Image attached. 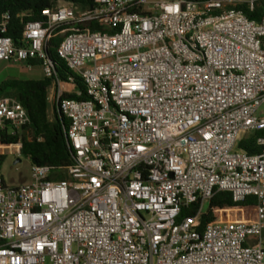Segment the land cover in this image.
<instances>
[{
    "label": "built area",
    "instance_id": "obj_1",
    "mask_svg": "<svg viewBox=\"0 0 264 264\" xmlns=\"http://www.w3.org/2000/svg\"><path fill=\"white\" fill-rule=\"evenodd\" d=\"M93 3L58 1L17 43L0 20V63L37 62L72 155L65 168L31 166L26 184H5L0 170V264H264V150L238 148L254 132L264 147V18L238 9L255 0ZM54 37L85 100L61 98L71 92L47 53ZM28 123L0 98V137ZM20 148L0 142V155ZM218 192L254 197L253 221L196 230Z\"/></svg>",
    "mask_w": 264,
    "mask_h": 264
},
{
    "label": "trees",
    "instance_id": "obj_2",
    "mask_svg": "<svg viewBox=\"0 0 264 264\" xmlns=\"http://www.w3.org/2000/svg\"><path fill=\"white\" fill-rule=\"evenodd\" d=\"M58 1L74 4L81 9L94 6L93 0H0V20L3 16L8 18L5 36L17 43L23 24L41 20L40 12L55 6ZM238 9H241L249 20L259 22L264 18V0H255L252 10L244 5ZM89 27L92 30H106L93 25ZM60 40V37L52 38L47 53L54 61L60 83L71 92L64 93L61 98L85 100V88L80 78L71 73L55 56L54 49ZM31 64L33 68L38 66L35 61ZM50 86L51 80L44 77L41 79L8 77L0 81V98H12L19 102L29 119V123L23 127L21 132L15 135L3 134L0 142L6 145L20 143L19 154L26 158L31 166H48L52 169H59L71 165L72 155L63 134L67 120L56 112L55 107H53L52 119L48 117L47 93ZM76 92L80 95L77 96ZM261 135V132L247 135L239 142L238 148L249 155L261 153L264 147L256 144V138ZM2 161L3 158L0 157V165ZM49 179L60 181L66 179V175L62 172L52 173ZM255 207L254 197L250 196L242 202L234 203L228 193L218 192L207 203V210L201 212L195 228L200 231L206 224L216 221L249 224L254 219ZM197 209L196 205L181 208L178 220L194 216Z\"/></svg>",
    "mask_w": 264,
    "mask_h": 264
},
{
    "label": "rangeland",
    "instance_id": "obj_3",
    "mask_svg": "<svg viewBox=\"0 0 264 264\" xmlns=\"http://www.w3.org/2000/svg\"><path fill=\"white\" fill-rule=\"evenodd\" d=\"M0 63V81L8 78H23V79H41L43 77L40 68H33L31 71H27L21 66L10 65ZM259 112H264V106H262ZM48 117L51 120L53 117V107L49 103L48 107ZM11 153H4L0 155L3 158V161L0 165V170L2 172L3 180L7 185H20L26 184L30 180V169L31 165L29 161L21 156L17 155L12 150ZM19 159V163L15 164V161ZM207 210V204L203 207V212Z\"/></svg>",
    "mask_w": 264,
    "mask_h": 264
},
{
    "label": "water",
    "instance_id": "obj_4",
    "mask_svg": "<svg viewBox=\"0 0 264 264\" xmlns=\"http://www.w3.org/2000/svg\"><path fill=\"white\" fill-rule=\"evenodd\" d=\"M19 161H20V160H19V159H17V160L15 161V164L19 163Z\"/></svg>",
    "mask_w": 264,
    "mask_h": 264
},
{
    "label": "crops",
    "instance_id": "obj_5",
    "mask_svg": "<svg viewBox=\"0 0 264 264\" xmlns=\"http://www.w3.org/2000/svg\"><path fill=\"white\" fill-rule=\"evenodd\" d=\"M7 66H9V65H7ZM7 66H6V67H7Z\"/></svg>",
    "mask_w": 264,
    "mask_h": 264
}]
</instances>
